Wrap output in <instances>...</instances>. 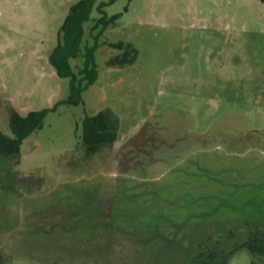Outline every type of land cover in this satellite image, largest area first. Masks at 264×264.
I'll list each match as a JSON object with an SVG mask.
<instances>
[{"label":"rangeland","instance_id":"rangeland-1","mask_svg":"<svg viewBox=\"0 0 264 264\" xmlns=\"http://www.w3.org/2000/svg\"><path fill=\"white\" fill-rule=\"evenodd\" d=\"M77 1L0 0V133L49 109L0 156V264H252L228 233L264 219V0H116L97 37L94 9L98 76L71 105L49 54ZM117 42L131 63L107 65ZM107 108L115 141L89 154L82 120Z\"/></svg>","mask_w":264,"mask_h":264},{"label":"trees","instance_id":"trees-1","mask_svg":"<svg viewBox=\"0 0 264 264\" xmlns=\"http://www.w3.org/2000/svg\"><path fill=\"white\" fill-rule=\"evenodd\" d=\"M116 0L106 2L98 0H78L70 6L69 12L58 30L56 45L49 54V61L54 67L56 74L61 78L69 79V94L64 101L67 104L76 105L81 100V92L94 83L98 76L97 65L94 61V52L97 47L96 41L93 45L81 48L84 35V23L90 19V14L95 9L100 16L95 18L92 30L97 29V37L107 26L114 23L118 14L107 16L103 7L112 4ZM111 46L123 50L120 55L110 57L107 65H125L131 63L136 50L129 44L117 42ZM82 58V64L74 71L71 60ZM49 109L29 111L25 115L11 110L9 112L10 135L0 133V156H17L22 141L33 131L40 129L45 115ZM118 121L116 116L108 108L99 111L95 115L85 116L82 120V142L89 154L96 153L102 147L110 146L116 138ZM244 233L240 238L232 231H229V239L236 238L232 251L239 248H246L252 256V264H256L254 258L264 256V219H248L242 222ZM220 237L214 242H220ZM231 251V252H232ZM217 251L207 250L204 254H196L197 264H226L225 260L216 258Z\"/></svg>","mask_w":264,"mask_h":264}]
</instances>
